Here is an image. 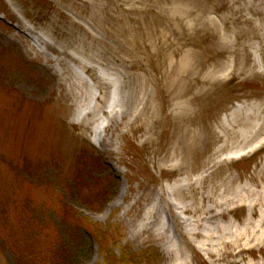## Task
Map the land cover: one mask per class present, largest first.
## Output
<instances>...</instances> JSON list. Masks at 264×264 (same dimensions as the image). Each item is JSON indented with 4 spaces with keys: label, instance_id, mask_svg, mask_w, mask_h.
<instances>
[{
    "label": "rangeland",
    "instance_id": "374dc122",
    "mask_svg": "<svg viewBox=\"0 0 264 264\" xmlns=\"http://www.w3.org/2000/svg\"><path fill=\"white\" fill-rule=\"evenodd\" d=\"M0 83V264L65 206L117 257L264 264V0H0Z\"/></svg>",
    "mask_w": 264,
    "mask_h": 264
},
{
    "label": "trees",
    "instance_id": "16d2710c",
    "mask_svg": "<svg viewBox=\"0 0 264 264\" xmlns=\"http://www.w3.org/2000/svg\"><path fill=\"white\" fill-rule=\"evenodd\" d=\"M0 86H2L1 83ZM92 157L94 156L92 155ZM94 158L97 159H95L97 162H102V159L99 156L96 155ZM97 162H95L94 166L88 172V174L81 173L85 177L82 183L86 184L89 187H93L94 185L96 187H101L99 186L100 183L96 180V178L93 177V174L98 173L99 171ZM51 163L52 160H47V162H45V165ZM11 165L12 164H10V166ZM39 165L40 164H38V167L33 170L32 166H30L29 164L21 169H19V167H16L15 165H13L12 168L14 171L18 172L17 177L29 175L31 178H34L40 175V170L43 166ZM95 192L97 194L93 195L94 197L97 195H101L100 197H102L103 194H101V190H96ZM104 202H108L107 195L105 196V199L101 204L103 205ZM24 206H27L28 209L26 217H29L28 223L38 224L36 222V220L38 221V211L31 210V207H29V205L27 204H24ZM60 216L62 218V225L56 231H53V229L51 231V228L47 227L46 225L44 226V248L39 246V231H33V233L30 235L29 240L27 241L28 243L26 247L29 248L28 254L21 251V248L22 246H24V244L21 245L20 242L17 243V248L15 247L13 249H16L24 259H19L18 253H15L17 264H80L79 259L86 255L88 249L90 248L92 238H94V240L97 241L98 244H100L101 252L105 257L106 264H146L145 258L140 256L139 254L134 253L133 257H129L124 253L123 256L117 257V255L113 253V250L107 244V242H110V240L112 238L114 239L115 236V234H113L114 231L110 227L106 228L103 232V230H100L95 225L87 223L85 219L80 217L77 211L71 206H65L61 210ZM37 226L38 228H41V225ZM32 236L35 237V241L33 244H29ZM2 241H4V237L2 236V232L0 231V245ZM1 246H3V249H6L5 251L10 250L9 244H5L4 242H2ZM127 259L129 260L128 262H126Z\"/></svg>",
    "mask_w": 264,
    "mask_h": 264
},
{
    "label": "bare ground",
    "instance_id": "6f19581e",
    "mask_svg": "<svg viewBox=\"0 0 264 264\" xmlns=\"http://www.w3.org/2000/svg\"><path fill=\"white\" fill-rule=\"evenodd\" d=\"M54 50H55V48H54ZM59 53V52H58ZM87 69H89V68H87ZM125 84H127V81H122L121 82V86H124ZM121 106H123L124 107V97H123V99H122V101L121 102H115V104H114V106L112 107V110L110 111V114H112V115H117L118 114V112H117V108L118 107H121ZM107 127H110V125L109 126H107ZM104 129H105V127H104ZM104 129H102V132H104L105 130ZM107 129V128H106ZM252 189H255V188H249V190L247 191V195H248V197L251 195L252 196V198H254V195L256 194L255 193V191L254 190H252ZM238 194V195H237ZM235 195H237L238 197H236V198H241V203H243V202H250V204H249V206H247V207H250V217L252 218V216H253V214L255 215V211H257L256 210V207L257 206H261V202H259L258 200L260 199V198H258V199H255V201L254 200H246V196L245 195H243V193H236ZM257 196V195H256ZM237 202H240V201H236L235 203H234V206L235 205H237L238 203ZM233 204V203H232ZM231 204V205H232ZM262 207H264V203H262ZM213 209V208H212ZM212 209H209L208 211H210V212H212ZM224 211V210H223ZM262 212H263V215H264V209L262 210ZM221 213H224V212H221ZM258 213V212H257ZM216 215H218V214H216ZM216 215L215 214H212L210 217H208V218H206V219H208V221H211L212 219H214L215 217H216ZM263 229V228H262ZM253 228L251 229V231L250 230H247V232L248 233H250V232H252L251 234H252V236H255L256 234H258L257 232L259 231V230H253ZM197 233L199 234V232L197 231ZM246 232L245 231H243V232H240V234H239V237H237L236 238V241H237V243L239 242L238 241V239H240L241 237H243L244 236V234H245ZM259 233H262V232H259ZM242 253V249L240 250V251H238V252H235V251H233V252H231V255H233L234 257H236L237 258V256H239L240 254Z\"/></svg>",
    "mask_w": 264,
    "mask_h": 264
}]
</instances>
